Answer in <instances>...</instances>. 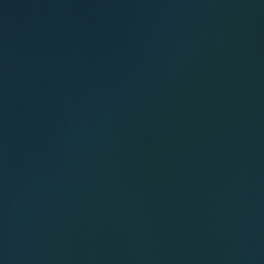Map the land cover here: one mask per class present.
<instances>
[{"label": "water", "instance_id": "obj_1", "mask_svg": "<svg viewBox=\"0 0 264 264\" xmlns=\"http://www.w3.org/2000/svg\"><path fill=\"white\" fill-rule=\"evenodd\" d=\"M0 264H264V0H0Z\"/></svg>", "mask_w": 264, "mask_h": 264}]
</instances>
